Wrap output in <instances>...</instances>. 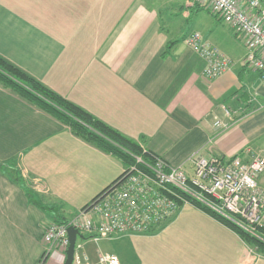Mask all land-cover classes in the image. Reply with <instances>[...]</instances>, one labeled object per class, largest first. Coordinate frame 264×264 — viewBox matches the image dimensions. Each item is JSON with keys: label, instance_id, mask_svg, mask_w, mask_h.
Returning a JSON list of instances; mask_svg holds the SVG:
<instances>
[{"label": "crops", "instance_id": "1", "mask_svg": "<svg viewBox=\"0 0 264 264\" xmlns=\"http://www.w3.org/2000/svg\"><path fill=\"white\" fill-rule=\"evenodd\" d=\"M201 10L193 0H0V55L172 165L192 172L196 151L248 161L264 155V76L244 64L235 29ZM192 32L230 55V69L204 76V59L185 42ZM125 167L0 83V264H64L60 248L43 257L46 226L72 218ZM83 235L91 260L104 252L120 264H264L192 205L152 235Z\"/></svg>", "mask_w": 264, "mask_h": 264}, {"label": "built area", "instance_id": "2", "mask_svg": "<svg viewBox=\"0 0 264 264\" xmlns=\"http://www.w3.org/2000/svg\"><path fill=\"white\" fill-rule=\"evenodd\" d=\"M232 26L244 43V64L264 76V0H193ZM185 42L205 61L203 75L220 76L233 61L201 33L192 32ZM227 128L228 123L215 121ZM141 155L127 165L120 178L80 209L67 222H50L43 234V257L69 245L68 227L95 240L117 236L152 235L165 228L187 205L203 204L232 220L252 235L264 229V155L250 160L235 156H203L194 152L184 164L172 165L161 155L142 147ZM73 264H120L113 253L101 252L91 260L76 241Z\"/></svg>", "mask_w": 264, "mask_h": 264}, {"label": "trees", "instance_id": "3", "mask_svg": "<svg viewBox=\"0 0 264 264\" xmlns=\"http://www.w3.org/2000/svg\"><path fill=\"white\" fill-rule=\"evenodd\" d=\"M198 6L202 9H206L199 4ZM209 12L213 14L211 11ZM0 83L68 125L72 132L81 139L96 145L107 153L115 155L121 159L126 166L134 162V155L144 154L142 146L134 139L124 135L119 130L97 118L81 106L61 96L50 87L43 84L40 80L36 79L34 76L8 61L1 55ZM242 97L244 98L243 100H245V96ZM230 99L232 98L229 95L223 100L228 102ZM238 100H240V98ZM248 106L250 108L251 104L248 103ZM144 155L147 156L146 154ZM120 176L114 182H116ZM90 202L84 205L82 209L86 208ZM198 206L200 209L205 210L207 213L234 230L245 242H247V244H250V247L255 248L258 253L264 254V238L260 239L259 237L241 229L239 225L237 226L232 220L216 214L203 204H198ZM258 233L264 236V229H259Z\"/></svg>", "mask_w": 264, "mask_h": 264}, {"label": "water", "instance_id": "4", "mask_svg": "<svg viewBox=\"0 0 264 264\" xmlns=\"http://www.w3.org/2000/svg\"><path fill=\"white\" fill-rule=\"evenodd\" d=\"M78 237L85 238V236L82 233H80L78 229H76L73 226H69L68 227L69 245L65 252L66 257L64 264H73L74 250Z\"/></svg>", "mask_w": 264, "mask_h": 264}, {"label": "rangeland", "instance_id": "5", "mask_svg": "<svg viewBox=\"0 0 264 264\" xmlns=\"http://www.w3.org/2000/svg\"><path fill=\"white\" fill-rule=\"evenodd\" d=\"M200 12H202V14H204V15H206L208 18L210 17L211 18V20L213 19V17L210 15L211 13L208 11V10H206V9H203V10H201ZM210 13V14H209ZM214 21H215V19H213ZM228 30V32L230 33L231 31H229V29H227ZM231 35V37H232V39H231V42L233 43V42H235V41H237L238 43H239V39L236 37V35H234L233 33H230ZM207 40V39H206ZM240 44V43H239ZM236 50V49H235ZM238 51H239V48L237 49ZM236 52V51H235ZM229 58L231 59V60H233L231 57H230V55H229ZM123 170V169H122ZM123 172V171H122ZM68 221V220H67ZM67 221H63V222H67ZM62 222V223H63ZM57 223V222H56ZM238 226V225H237ZM240 227V226H239ZM241 228V227H240ZM241 229H243V230H245V231H247L246 229H244V228H241ZM248 232V231H247ZM80 233H82V232H80ZM250 233V232H249ZM82 234H84V233H82ZM86 234V233H85ZM251 234V233H250ZM261 234H263V233H261ZM239 235V234H238ZM257 237H259L260 239H262V238H264V236H262V235H260V234H258V236ZM163 238V237H162ZM78 240L79 241H81V240H83V239H80V237H78ZM243 240V239H242ZM244 241V240H243ZM245 242V241H244ZM246 244H247V242H245ZM249 247H250V244H247ZM254 251H256V249L255 248H253V247H251ZM63 250V252H64V255H65V257H66V254H65V250L64 249H62ZM257 252V251H256ZM51 253V252H50Z\"/></svg>", "mask_w": 264, "mask_h": 264}]
</instances>
